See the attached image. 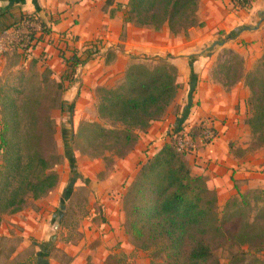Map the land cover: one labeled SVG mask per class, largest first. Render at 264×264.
Returning a JSON list of instances; mask_svg holds the SVG:
<instances>
[{"label":"trees","instance_id":"obj_1","mask_svg":"<svg viewBox=\"0 0 264 264\" xmlns=\"http://www.w3.org/2000/svg\"><path fill=\"white\" fill-rule=\"evenodd\" d=\"M255 1L234 8L250 11ZM114 3L115 0H107L106 6ZM198 10L199 0H128L124 22L155 31L168 28L176 36L201 26ZM25 21L41 27L31 36L34 50L53 36V18L45 20L37 13L23 15L8 29ZM67 35L58 36V49L73 70L93 58L97 43L90 44L85 59L76 53L67 58L64 46L71 39ZM10 54L17 58L16 62L23 56L16 49L5 57ZM50 72L48 69L45 73ZM214 73L227 86L245 82L250 90L245 124L254 139V149L264 148V54L254 70L246 72L244 59L233 53L216 64ZM58 88L63 90L60 84ZM181 88L171 56L143 58L131 64L119 85L98 89L97 120L76 123L77 111L71 106L72 144L82 140L84 153L94 158L126 157L137 145L140 133L164 118ZM12 93L16 89L1 86L0 80V227L5 216L24 211L32 201L46 198L57 188L60 177L55 167L62 161L57 152V130L49 112L41 111L42 104L36 101L38 109L33 108L27 115L31 123L25 124V105H20ZM207 124L204 120L189 132L174 133L170 142L141 166L123 198L130 233L144 247L162 244L165 264H222L216 253L228 245L241 250L232 255L230 264H261L257 259L248 261L247 256L264 251V191L253 193L254 204L247 194L231 198L220 217L215 211L216 193L208 188L205 177L192 175L186 160L190 154L179 152L175 145V135L196 139Z\"/></svg>","mask_w":264,"mask_h":264},{"label":"crops","instance_id":"obj_2","mask_svg":"<svg viewBox=\"0 0 264 264\" xmlns=\"http://www.w3.org/2000/svg\"><path fill=\"white\" fill-rule=\"evenodd\" d=\"M106 1L0 0V35L25 14L37 13L45 20L53 18V36L40 43L36 50H44L48 54L47 67L60 75L61 82L65 81L68 111L74 105L78 113H83L85 121L97 120L94 89L111 86L121 79L132 59L171 56L182 88L164 118L153 122L145 133H140L137 145L124 161L126 167L123 166L119 175L115 174L118 176L116 180L124 177L126 180L134 169L138 172L149 158L170 142L174 133L189 132L207 120L218 137L212 144L200 145L195 154L186 157L192 175L205 177L208 188L216 193L218 204L223 206L240 194L264 191V148L247 151L251 131L245 120L250 90L244 81L227 86L219 80L214 73L217 59L208 55L213 51L205 52L235 29L246 27L222 47H231L238 53L245 60L246 72H249L264 53V24L257 30L251 29L259 22L257 17L264 9V0H256L250 11L234 10L230 0H199L197 18L201 26L176 36L168 28L155 31L125 24L124 11L116 10L111 16L116 6L106 12ZM63 33L71 38L64 46L67 58L76 53L85 59L93 42L97 43L99 55L76 69H70L58 49V36ZM244 41L249 44L244 45ZM108 52H112V60L104 56ZM1 59L0 64L5 58ZM70 74L75 80L68 83L65 76ZM59 186L60 181L56 189ZM105 188L114 193L119 190L117 184L106 185ZM116 205V200L109 201L107 212L111 218L102 225V228L106 226V233L114 230L107 235L109 239L119 232L121 225L115 220ZM34 214L35 218L30 214L27 228L41 220V214L38 215L37 211Z\"/></svg>","mask_w":264,"mask_h":264},{"label":"rangeland","instance_id":"obj_3","mask_svg":"<svg viewBox=\"0 0 264 264\" xmlns=\"http://www.w3.org/2000/svg\"><path fill=\"white\" fill-rule=\"evenodd\" d=\"M116 1H119L118 4L114 3L113 6L105 5V11L108 12L114 6L116 8L112 9V13L119 9L124 11L128 0ZM230 5L234 9L232 3ZM243 44L249 43L244 41ZM233 53L236 52L227 46L215 47L208 55L210 58L215 57L218 62H223ZM46 55L48 54L44 50L35 49L31 57L22 56L19 63L16 62L17 58L10 54L4 56L2 59L5 60L0 64L1 86L16 89V93L12 94L20 105H25V124L31 123L27 115L36 107V101L42 104L39 107L41 111L49 112L57 130V152L62 156L61 164L55 167L60 177L58 189L42 200L32 201L24 211L4 217L0 227V264H165L162 244L144 247L145 245L137 241L129 230L128 210L123 198L140 169L138 172L137 169L132 170L126 180L124 177L118 181L115 174L123 171L128 155L124 158L107 155L106 160L103 157L94 158L84 153L86 149L85 144H81L82 140L78 141V144H72L70 112L68 106H65L67 85L65 81H60V75L55 71L45 73L49 69ZM104 56L108 57L107 60H112V52L105 53ZM140 61H131L128 67ZM258 62L259 60L252 65L250 71L254 70ZM123 77L107 88L119 85ZM217 78L221 79L218 76ZM65 79L68 83L75 80L71 75L65 76ZM222 82L226 84L225 80ZM59 84L63 86V90L58 88ZM100 87L103 86L94 89L95 108L99 102ZM88 122L92 121L83 120V113L77 112L76 123ZM1 127L0 115V131ZM248 140L247 151H256L252 135L248 136ZM2 164L0 150V165ZM116 184L119 188L117 193L105 188L106 185ZM260 191H249L246 194L253 200V193ZM235 197L239 199V196ZM114 200L117 202L115 220L121 225L119 232L109 239L106 238L107 235L114 233V230L106 233L107 228H102V225L109 221L107 204ZM252 202L254 204V200ZM224 206L217 203L215 208L220 217ZM36 211L38 215L41 214V220L27 228L26 223L31 220V215L35 218ZM240 251L238 246L228 245L216 254L222 264H230L232 255ZM254 259L264 264V251L251 252L247 256L248 261Z\"/></svg>","mask_w":264,"mask_h":264},{"label":"built area","instance_id":"obj_4","mask_svg":"<svg viewBox=\"0 0 264 264\" xmlns=\"http://www.w3.org/2000/svg\"><path fill=\"white\" fill-rule=\"evenodd\" d=\"M230 1L234 7L235 5H240L250 0ZM39 31H41L39 24L28 21L20 22L16 27L6 30L0 35V59L3 58L6 53L14 51L15 49L22 53L23 56L31 57L34 52V48L31 46V36L33 32ZM217 137V132L211 124L208 123L204 131L196 135V139L187 135H175V145L179 152L195 154L200 145L212 144Z\"/></svg>","mask_w":264,"mask_h":264},{"label":"water","instance_id":"obj_5","mask_svg":"<svg viewBox=\"0 0 264 264\" xmlns=\"http://www.w3.org/2000/svg\"><path fill=\"white\" fill-rule=\"evenodd\" d=\"M257 19L259 22L255 24V27H251V29L257 30L260 26H262V24H264V9L261 11V14H260V16L257 17ZM246 29H247L246 27H239V28L235 29L233 32L229 33L224 38L217 40L213 45L209 46L205 52L208 53L210 51H213V49L215 47H219V48L222 47L225 43H227L228 40L234 39L242 31H244Z\"/></svg>","mask_w":264,"mask_h":264}]
</instances>
